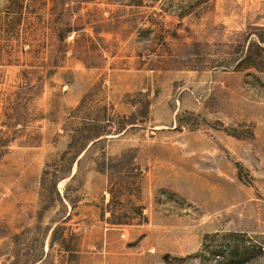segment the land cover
I'll use <instances>...</instances> for the list:
<instances>
[{"label":"rangeland","instance_id":"obj_1","mask_svg":"<svg viewBox=\"0 0 264 264\" xmlns=\"http://www.w3.org/2000/svg\"><path fill=\"white\" fill-rule=\"evenodd\" d=\"M261 25L264 0H0V264H264Z\"/></svg>","mask_w":264,"mask_h":264},{"label":"trees","instance_id":"obj_2","mask_svg":"<svg viewBox=\"0 0 264 264\" xmlns=\"http://www.w3.org/2000/svg\"><path fill=\"white\" fill-rule=\"evenodd\" d=\"M69 25V23H66ZM71 26V25H69ZM70 27H67V29ZM251 29H254L252 27ZM257 29L262 30V33L256 32L255 34L253 31H249L250 42L248 44V48L246 49L244 55L241 57L240 61L238 62L237 67L241 68H250L253 67L261 72H264V26L261 25L257 27ZM256 36L253 40V36ZM260 79V78H259ZM107 165V163H106ZM109 169H113L111 167H106V171ZM112 223L117 224H129V222L125 221H113ZM259 249L261 252L264 253L263 245H259ZM239 247H229L225 250L224 259L226 260V264H245L248 260L245 258L246 253L239 254ZM241 260V261H240ZM240 261V262H238Z\"/></svg>","mask_w":264,"mask_h":264},{"label":"built area","instance_id":"obj_3","mask_svg":"<svg viewBox=\"0 0 264 264\" xmlns=\"http://www.w3.org/2000/svg\"><path fill=\"white\" fill-rule=\"evenodd\" d=\"M74 34H70L69 37H73Z\"/></svg>","mask_w":264,"mask_h":264}]
</instances>
